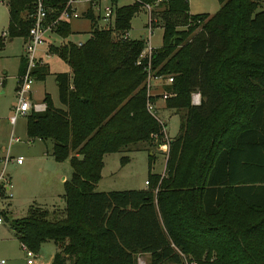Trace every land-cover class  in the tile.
<instances>
[{
    "label": "trees",
    "instance_id": "1",
    "mask_svg": "<svg viewBox=\"0 0 264 264\" xmlns=\"http://www.w3.org/2000/svg\"><path fill=\"white\" fill-rule=\"evenodd\" d=\"M67 1L44 0L50 21ZM218 1L213 16L192 15L189 0H164L151 15L163 29L152 72L173 77L164 89L176 96L164 104L181 120L168 142L147 111V73L136 65L146 41L125 37L155 0H112L109 29L89 10L90 38L51 49L70 68L55 75L62 108L46 94L47 109L28 116L27 135L52 142L51 156L69 161L72 177L60 206L33 204L10 222L21 245L36 254L53 242L52 264H137L141 254L150 264H183L182 255L197 264H264V10L259 0ZM34 2L8 0L11 39L26 42ZM55 33L67 38L70 22ZM25 68L22 59L19 76ZM33 75L45 81L47 65ZM164 145L165 174L150 173L147 190L95 192L105 155Z\"/></svg>",
    "mask_w": 264,
    "mask_h": 264
},
{
    "label": "rangeland",
    "instance_id": "2",
    "mask_svg": "<svg viewBox=\"0 0 264 264\" xmlns=\"http://www.w3.org/2000/svg\"><path fill=\"white\" fill-rule=\"evenodd\" d=\"M136 0H116L118 7L131 5ZM0 6V173L4 167V159L8 156L12 160L6 166V174L9 175L10 199H0V213L5 219L0 226V264H28L25 252L21 243L15 237L11 227V221L24 218L28 215L31 205L51 209L57 207L64 198L65 189L63 177L68 180L72 177V169L68 161L63 164L55 162L50 158L53 148L52 142L44 144L40 140L31 141L27 135L28 116L19 117L15 126L9 122L13 115V108L17 105L16 87L19 79L21 60L24 56L25 40L23 38H10L9 30V4L8 0H1ZM264 10V0H259ZM102 6L113 5L112 0H102ZM88 4H80L77 9L80 14L84 13ZM218 0H190L189 12L192 15L213 16L220 10ZM154 11L152 12V14ZM149 21L148 12L141 10L131 22V29L128 33L131 39L150 38L151 46L159 49L163 45V29L154 27L149 37L146 27ZM75 23V24H74ZM103 24V23H102ZM73 34L68 36L64 42L63 38L53 35L44 40L47 45L40 51L46 52L51 44L59 49L64 43L77 44L85 43L89 38L91 23L85 18L73 22ZM5 34V38H3ZM45 64L48 66V76L45 82H34L33 101L41 104L45 94H48L56 108H62L58 97V89L55 84V75L69 73L70 68L57 54L52 53L50 58L42 55ZM159 94L161 91L159 90ZM164 102H157V110L160 120L166 125V133L169 139L175 138L179 133L180 117L172 110L164 109ZM166 108V107H165ZM12 139H19L20 142L10 144ZM49 151V155L48 152ZM168 146L153 148V152L133 151L105 155L103 159L102 179L98 183L95 192L109 193L117 191H144L148 189L145 184L149 181V174L164 175L166 169ZM23 158V164L18 165L17 158ZM58 249L55 244L48 241L42 244L36 253L34 264H52ZM142 260V259H141ZM143 262V261H142ZM144 263V262H143ZM150 264V263H149Z\"/></svg>",
    "mask_w": 264,
    "mask_h": 264
},
{
    "label": "built area",
    "instance_id": "3",
    "mask_svg": "<svg viewBox=\"0 0 264 264\" xmlns=\"http://www.w3.org/2000/svg\"><path fill=\"white\" fill-rule=\"evenodd\" d=\"M164 0H155L153 4H145L144 9L149 14V21L147 24V29L149 31V37L152 34L154 28V23L151 19L152 12L157 8ZM190 1V0H189ZM102 0H68L64 8L60 12L58 18L54 21L49 20L50 10L46 8L44 0H35L34 11L31 16L33 22L29 30L28 38L24 46V59L26 62V68L24 72L19 76L18 84L16 87L17 105L13 108V115L10 117L9 122L12 126H15L19 117H25L32 113H43L46 111L47 106L44 102L41 104L35 103L33 101V85L35 82V77L33 72L45 66V61L40 57V50L45 45L44 37L47 33L55 32L57 26L61 22H71L73 20L80 19L83 14L78 12V5L88 4L87 10H92L96 17L100 19L103 23L105 29L110 28V22L114 16L113 6L108 5L106 7L102 6ZM0 6L2 2L0 0ZM87 12V11H86ZM3 34V38H5ZM126 38L129 37L127 34ZM146 41V40H145ZM81 46L82 44H78ZM156 49L151 46L150 38L146 41V47L141 52L136 65L142 66L147 73V78L145 81L146 92L148 101L146 104L147 111L149 114L159 122L161 126L162 134L164 135V140L168 142L169 138L166 133V125L160 120L157 102L151 100L152 97L159 95L162 102L176 96L173 92L165 91V87L171 86L173 84L172 76H155L152 72V56ZM45 58H50L51 53L49 51L44 52ZM159 90L161 93L159 94ZM202 103V95L199 92H194L191 95V105L194 107L200 106ZM20 142L19 139H12L10 144ZM163 147V146H161ZM166 145H164V148ZM12 160L10 156L4 159V167L0 173V192L4 191L8 199L12 197L10 192V183L8 181V175L6 174V166ZM23 158L19 157L16 159V163L21 165L23 163ZM148 186V182L145 183ZM4 218L0 213V226L4 224ZM22 249L26 254L28 259V264H34L35 253L28 249L25 245H22ZM183 264H197L195 261L190 260L185 255H182ZM137 264H145L142 262L141 258L138 257Z\"/></svg>",
    "mask_w": 264,
    "mask_h": 264
},
{
    "label": "crops",
    "instance_id": "4",
    "mask_svg": "<svg viewBox=\"0 0 264 264\" xmlns=\"http://www.w3.org/2000/svg\"><path fill=\"white\" fill-rule=\"evenodd\" d=\"M89 11V10H87V7L85 8V10H84V13H83V16L80 18V19H82V18H85L86 19V17H85V14L87 13V12ZM80 19H78V20H80ZM88 20V19H87ZM75 20H73V21H71L70 22V27H71V35L73 34V32H77V31H73V22H74ZM89 21V20H88ZM75 24V23H74ZM90 32H91V30L89 31V34H90ZM53 35H55L56 37H60L57 33H55V32H51V33H47V39L48 38H51ZM71 35H69V36H71ZM60 38H62V37H60ZM130 38V37H129ZM64 40V42H66L67 40H68V37L67 38H63ZM78 44H83V43H81V42H79V43H77V45ZM47 45V40H46V42H45V45L43 46V47H45ZM62 46H65L64 45V43H62V45H61V47ZM54 47H52L51 46V44L50 45H48V49L49 50H46V51H49L51 54H52V51H51V49H53ZM42 55H44V52L43 51H40V57H42ZM22 59H24V56L22 57ZM22 61V60H21ZM47 68H48V66H47ZM69 74H70V72H69ZM47 78V77H46ZM46 80V79H45ZM35 82H45V81H37L36 79H35ZM56 84V83H55ZM56 87H57V85H56ZM58 89V88H57ZM46 95V94H45ZM48 95V94H47ZM45 97V96H44ZM58 97H59V95H58ZM44 100V99H43ZM164 109H166L165 108V106H164ZM168 110V109H167ZM173 111V110H172ZM175 112V111H174ZM41 142H43V141H41ZM47 142H49V141H47ZM47 142H43L44 144H46ZM48 152V155H49V151H47ZM50 158H52V159H54L52 156L50 157ZM66 162V161H65ZM65 162H63V163H65ZM69 162V161H68ZM63 163H59V164H63ZM23 164V163H22ZM21 164V165H22ZM8 175V174H7ZM8 178H9V175H8ZM68 179H67V177L65 176V177H63L62 178V182H65V181H67ZM147 182V181H146ZM6 198V193H5V196H4V198H0V199H2V200H4ZM62 202H63V200H61L60 201V204H59V206L62 204ZM37 205V204H36ZM39 206V205H38ZM53 208H56V207H53ZM53 208H51V209H53ZM7 218H8V216H7ZM4 221H5V219H4ZM139 258H141L142 259V261L145 263V264H149L150 263V256L148 255V254H141V255H139L138 256Z\"/></svg>",
    "mask_w": 264,
    "mask_h": 264
},
{
    "label": "water",
    "instance_id": "5",
    "mask_svg": "<svg viewBox=\"0 0 264 264\" xmlns=\"http://www.w3.org/2000/svg\"><path fill=\"white\" fill-rule=\"evenodd\" d=\"M172 44L174 43V38L171 40Z\"/></svg>",
    "mask_w": 264,
    "mask_h": 264
}]
</instances>
